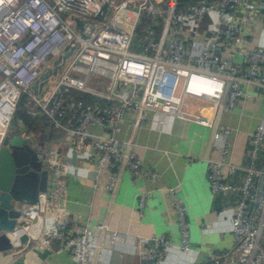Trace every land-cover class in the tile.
Here are the masks:
<instances>
[{
	"label": "built area",
	"instance_id": "2783aa9c",
	"mask_svg": "<svg viewBox=\"0 0 264 264\" xmlns=\"http://www.w3.org/2000/svg\"><path fill=\"white\" fill-rule=\"evenodd\" d=\"M263 1L0 0V150L7 136L18 134L49 172L47 203L24 204L7 233L10 240L28 235L31 243L49 253L57 244L70 256L67 264H91L102 235L110 243L123 240L105 224L72 223L50 198L54 186L57 190L64 184L63 175L98 189L97 180L108 169L106 191L113 189L124 167L134 180L158 182L160 174L143 166L133 143L117 138L129 112L137 124L151 112L158 126L172 117L212 131L220 159L209 161L210 191L239 194L230 217L239 262L264 264L261 232L251 216L253 204L264 216V193L257 184L264 117L252 135L249 163L239 184L226 181L223 174L224 166L232 173L237 167L223 161L230 128L219 122L221 112L234 111L257 92L264 104V45L251 46L245 33L264 18ZM143 15L150 20L146 41L141 49L131 50ZM79 19L86 21L85 26ZM68 53L67 60L57 63L59 78L46 88L50 75L40 88V76L55 68L59 54ZM98 85L102 91H96ZM25 96L32 97L45 114L47 122L40 130L52 133L43 142L34 132L22 135L18 131L23 128L11 125ZM166 190L179 219L180 249L187 253L191 251L188 206L173 188ZM148 198V192L139 194L141 211ZM136 240L141 258L166 264L173 248L167 236ZM206 264L225 262L213 256Z\"/></svg>",
	"mask_w": 264,
	"mask_h": 264
},
{
	"label": "crops",
	"instance_id": "0c3cea01",
	"mask_svg": "<svg viewBox=\"0 0 264 264\" xmlns=\"http://www.w3.org/2000/svg\"><path fill=\"white\" fill-rule=\"evenodd\" d=\"M263 27L264 18H261L254 27L245 29L251 46L264 45ZM262 97L257 92L251 99L243 100L234 111L220 114V124L230 128L228 154L223 161L237 167L234 173L228 166L223 168L225 180L230 183L239 184L244 178L252 135L264 117ZM117 138L133 143L132 150L142 158L143 166L154 168L160 174L158 182L134 180L124 167L118 171L113 189L106 191L108 169L97 180L98 189L63 175L64 184L57 190L54 186L56 192L53 190L50 198L64 209L72 223H102L110 231L122 235L123 240L114 243L102 235L91 264H151L140 257L136 239L155 236H167L173 243L166 264H206L213 256L220 257L225 264H241L230 226L239 194H212L207 180L209 161L220 159L212 131L172 117H165L164 124L158 126L151 112H146L145 120L137 124L136 116L129 112ZM257 168V184L260 193H264V145ZM94 177V173L89 175L90 180ZM167 188H173L175 195L188 206L191 251L187 253L180 249L179 219ZM142 192L149 193L143 211L138 206V196ZM251 216L254 226L260 229L264 244V216L255 210L254 204L251 205ZM54 248L55 252L49 253L35 241L30 245L26 243L6 255L0 252V264H67L71 261L67 251L57 244Z\"/></svg>",
	"mask_w": 264,
	"mask_h": 264
},
{
	"label": "water",
	"instance_id": "95a60500",
	"mask_svg": "<svg viewBox=\"0 0 264 264\" xmlns=\"http://www.w3.org/2000/svg\"><path fill=\"white\" fill-rule=\"evenodd\" d=\"M58 68L56 65L40 76L37 80L40 88ZM33 88L36 90V85ZM11 125L16 128V121L13 120ZM43 165L38 153L20 135L4 139L0 150V252L5 255L26 243L31 244L28 235L11 241L7 233L15 226L24 204L47 203L49 172Z\"/></svg>",
	"mask_w": 264,
	"mask_h": 264
},
{
	"label": "rangeland",
	"instance_id": "374dc122",
	"mask_svg": "<svg viewBox=\"0 0 264 264\" xmlns=\"http://www.w3.org/2000/svg\"><path fill=\"white\" fill-rule=\"evenodd\" d=\"M121 1L122 0H112L114 4H119ZM79 22L81 26H85L86 24V21L83 19H79ZM136 34L137 40L133 43L131 50H139L142 47L141 34L139 31ZM65 60H67L66 55L59 54L58 60L54 62V65H57L58 62H62ZM59 76L60 71L50 78V80L46 83L45 87L49 88L53 83L52 81L57 80ZM102 89L103 87L100 85L96 87V91H102ZM148 118L150 119V115H148ZM14 120L17 121L18 126L23 128V131H18L19 134L23 135L24 131H28L29 134H32V132H34L35 135L41 138L42 142L45 140V136H48L52 133L48 129H45L43 131L40 130L44 127V124H46L47 121L44 112L38 106H36L32 97L25 96L23 98L20 103V107L14 115ZM33 125L35 126L34 128Z\"/></svg>",
	"mask_w": 264,
	"mask_h": 264
},
{
	"label": "trees",
	"instance_id": "16d2710c",
	"mask_svg": "<svg viewBox=\"0 0 264 264\" xmlns=\"http://www.w3.org/2000/svg\"><path fill=\"white\" fill-rule=\"evenodd\" d=\"M180 1H182L183 3H189L192 0H180ZM149 22H150L149 18L146 15H143V17H142V19L140 21V24H139L138 28L136 29V33H138V31L140 32L143 43L146 41L145 36H146L147 28L149 26ZM17 126H18V124H17V121H16V127ZM34 127L35 126L33 125V128Z\"/></svg>",
	"mask_w": 264,
	"mask_h": 264
},
{
	"label": "bare ground",
	"instance_id": "6f19581e",
	"mask_svg": "<svg viewBox=\"0 0 264 264\" xmlns=\"http://www.w3.org/2000/svg\"><path fill=\"white\" fill-rule=\"evenodd\" d=\"M181 120H183V119H181ZM184 121H186V120H184ZM190 122V121H189Z\"/></svg>",
	"mask_w": 264,
	"mask_h": 264
}]
</instances>
